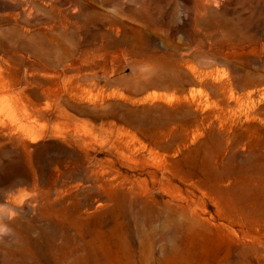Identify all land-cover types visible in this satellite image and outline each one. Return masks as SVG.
<instances>
[{
  "label": "rangeland",
  "instance_id": "374dc122",
  "mask_svg": "<svg viewBox=\"0 0 264 264\" xmlns=\"http://www.w3.org/2000/svg\"><path fill=\"white\" fill-rule=\"evenodd\" d=\"M1 103L0 264L234 252L175 231L162 170L264 207V0H0Z\"/></svg>",
  "mask_w": 264,
  "mask_h": 264
},
{
  "label": "bare ground",
  "instance_id": "6f19581e",
  "mask_svg": "<svg viewBox=\"0 0 264 264\" xmlns=\"http://www.w3.org/2000/svg\"><path fill=\"white\" fill-rule=\"evenodd\" d=\"M1 107L2 103L0 109ZM161 176V179L164 180L162 184L165 186L162 191L170 198V201L175 202V205L167 202L164 212L169 215L167 217L169 220L178 216L184 222L183 225L179 221H171L177 233L183 229L194 231L198 228L207 232L210 222H214L215 219L220 221V224L214 227L219 235L226 239L227 247L233 248L235 251L231 253L226 250L223 256L215 253L213 264H258L264 260V207L243 208L231 205L219 207L215 204L214 214L208 215L206 218L204 217L205 211H202L203 216L196 213V203L192 199L193 192H188L189 196H183L180 190L170 183L171 179L176 178L175 174L162 170ZM166 176H169V179H165ZM190 187L195 189L201 198H206L207 195L197 185L190 183ZM182 262L181 251L176 249L158 264H179Z\"/></svg>",
  "mask_w": 264,
  "mask_h": 264
}]
</instances>
